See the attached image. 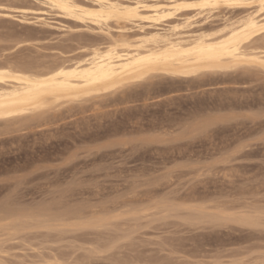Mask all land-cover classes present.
<instances>
[{"label":"rangeland","instance_id":"1","mask_svg":"<svg viewBox=\"0 0 264 264\" xmlns=\"http://www.w3.org/2000/svg\"><path fill=\"white\" fill-rule=\"evenodd\" d=\"M251 1L221 12L182 9L154 28L124 19L103 27L45 0H0V65L73 64L186 16L196 15L193 31L182 30L188 37L217 38L226 17L238 21L259 8ZM259 38L250 49H264ZM157 73L40 112L0 116V207L24 220L41 207L111 220L0 231V264H264V68L244 62ZM202 211L216 219H196ZM244 215L257 222H242Z\"/></svg>","mask_w":264,"mask_h":264},{"label":"bare ground","instance_id":"2","mask_svg":"<svg viewBox=\"0 0 264 264\" xmlns=\"http://www.w3.org/2000/svg\"><path fill=\"white\" fill-rule=\"evenodd\" d=\"M244 1L247 2V0H89L88 2L45 0V3L48 2L76 18L91 19L100 26L104 25L103 27L112 19H124L129 22H149V27L157 28L164 19L174 16V12L182 9L195 6L200 10L197 14H200L204 10L214 12V9H218L221 5L233 8L243 5ZM257 1L259 8L252 12L248 11L244 17L239 18L240 20L235 21L233 19L235 16L231 17L234 21L226 17L228 23L223 25L222 30L220 29L226 33L220 34L221 36L217 38H209L207 31L201 33L198 31L199 34L195 36L190 34L188 37L182 30L184 31V28L190 30L189 27L194 24L192 19L196 15L186 16L181 20L182 23L171 24L162 31L160 29L148 31L149 36L138 39L134 45L125 40L119 44L125 48L119 49L118 45H112V42L105 50L95 49L89 58L73 64L62 63L47 68L36 65L15 66L13 63V65L11 63L0 65V116L40 112L46 107L60 105L66 98L85 99L98 92L112 91L128 85L137 79L154 76L160 71L170 74H189L205 68H230L238 64L242 65L244 62H251L264 68V49L260 51L256 48L250 49V43L252 44L255 38L264 37V13L261 14L264 7L261 6V0ZM141 28L145 29L146 25H141ZM184 34L186 37L183 36ZM132 46L136 48L130 50ZM46 208L41 207L35 213L24 214L27 218L24 220L7 206L0 207V231L8 233L9 236L15 235L34 222L42 224L44 222L49 227H62L69 218L76 219L74 225L82 227H102L111 223L106 215L84 219V213L79 210L68 213L70 209L68 208L66 212L64 210L63 213L55 214L50 207L53 214L47 212ZM203 211L195 218L216 219L215 216ZM256 219L244 215L239 220L255 224ZM47 264L63 263L56 259L47 261Z\"/></svg>","mask_w":264,"mask_h":264},{"label":"snow or ice","instance_id":"3","mask_svg":"<svg viewBox=\"0 0 264 264\" xmlns=\"http://www.w3.org/2000/svg\"><path fill=\"white\" fill-rule=\"evenodd\" d=\"M261 6L264 7V0H261ZM260 226L264 228V213H262V219Z\"/></svg>","mask_w":264,"mask_h":264}]
</instances>
